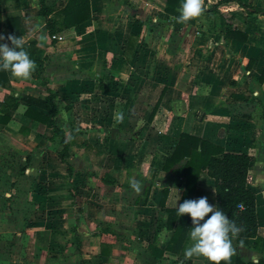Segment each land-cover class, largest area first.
<instances>
[{
  "label": "crops",
  "instance_id": "1",
  "mask_svg": "<svg viewBox=\"0 0 264 264\" xmlns=\"http://www.w3.org/2000/svg\"><path fill=\"white\" fill-rule=\"evenodd\" d=\"M66 2L45 0L53 13ZM167 2L89 0L90 19L57 31L54 35L62 38L58 41L51 38L46 26L52 16L39 15L38 0H0V35L4 37L0 43L10 45L7 19L17 17L22 28L19 36L25 45L35 44L30 57L36 61L29 79L13 77L8 70L0 72L4 79L0 84V236H5L0 243V264L58 261L51 257L47 263L42 252L66 246L58 243L60 233L37 227L35 221L47 211L51 218L60 212L71 224L67 233L73 235L79 214L72 204L81 197L75 192V174L86 173L96 183L100 176L93 171L100 174V160L105 157L100 154L94 158L91 151L96 147L90 146V139L107 129L92 128L85 117L94 116H88L90 111L85 114L84 107L92 108L91 92L110 94L108 82H122L125 74L141 77L128 86L134 91L130 98L123 96V88L115 91L126 98L120 101L121 107L129 109L127 113L118 108L124 118L115 120L116 125L110 128L118 145L113 152V185L97 182L98 187L111 188L113 194L96 197L100 208L113 198L119 204L122 213L114 230L116 238L101 232L85 236L84 231L82 243L67 244L70 257L66 264H210L202 256H185V248L191 244L189 235L179 254L165 251L159 257L157 252L165 249L173 232L165 226V211L176 208V188L179 205L185 187L184 178L163 170L181 133L251 158L247 188L255 195L257 238L250 239L248 246L235 245V253L244 262H252L254 254L259 260L264 258V81H259L264 70V14L248 13L240 5L243 2L264 10V0H201V14L188 20L169 14ZM182 2L169 3L177 6L180 14ZM36 24L41 27L34 31ZM130 28L135 31L127 35ZM41 35L47 39L41 41ZM153 57L162 59L158 68L152 66ZM156 70L164 76L158 83L149 78ZM100 81L104 89H100ZM156 90L159 94L155 99ZM49 94L54 97L50 105L58 112L57 127L66 135L75 131L79 139L68 150L65 162L58 157L59 138L53 137L52 129L26 114L32 110L34 115L47 116V108L19 100L12 111L10 102L6 106L4 100L13 96L41 101ZM70 123L79 129H71ZM126 142L131 146L122 145ZM132 178L140 182L139 192L131 187ZM196 188L213 194L214 180L203 172ZM128 203L132 205L129 215L123 213ZM100 208L84 211L82 219L91 223V216H99ZM135 223L141 230L135 229ZM47 235L51 239L45 243ZM15 247L20 254L14 252Z\"/></svg>",
  "mask_w": 264,
  "mask_h": 264
},
{
  "label": "trees",
  "instance_id": "2",
  "mask_svg": "<svg viewBox=\"0 0 264 264\" xmlns=\"http://www.w3.org/2000/svg\"><path fill=\"white\" fill-rule=\"evenodd\" d=\"M38 1L39 15L44 17L52 16L48 18L46 25L48 33L51 36L57 31L82 24L89 20L91 16L89 0H67L65 7L55 13L46 6L45 0ZM169 2L171 3V0L167 2L168 6H166V11L171 15L180 17V14L175 10L177 6H171ZM240 5L248 13L264 14V10L260 8L247 6L243 2H240ZM19 25V18L9 17L7 19V27L10 30V35H20L22 28ZM34 45L33 42L25 45L30 56L33 54L32 50L34 51ZM0 72H4V70L0 69ZM259 81H264V70L259 77ZM0 84H4L3 78H0ZM99 87L100 89H104L102 81L99 82ZM53 99L54 97L50 96V94L47 99L41 101L30 97L20 99L13 96L4 97L6 106L10 102L12 111L18 106L19 100L36 104L43 109L47 108L49 112L47 116L38 113L34 115L32 110L26 111V114L31 118L36 116L37 121L44 123L48 128L52 129L53 137L59 138L60 150L58 151V157L61 162H65L68 157V150L79 139L75 138V131L66 135L63 130L57 127L55 116L58 112L50 105ZM155 109L151 112L150 117H153ZM70 126H72L71 129L75 127L73 123H70ZM75 129L79 128L75 127ZM174 142L175 146L172 153L165 159L163 170L185 179V187L180 202L188 198L207 196L210 203L221 207L230 220H234L237 225L241 226L242 231L233 238V247L235 248L237 244L248 246L250 239L257 238L258 230L255 195L247 188V177L252 161L251 158L245 154L225 152L221 147L187 133H181ZM83 146L87 147V143H83ZM203 172L214 180L215 191L213 194L198 191L196 188L197 179ZM165 212L167 215L165 226L173 232L165 249L157 251L159 257L165 251L179 254L188 239L191 228V221L188 214L185 213L177 216L176 208L166 209ZM175 223H177L176 226H174ZM221 264H223V261ZM230 264H252V262L242 261L235 253L231 257ZM259 264H264V258L259 260Z\"/></svg>",
  "mask_w": 264,
  "mask_h": 264
},
{
  "label": "rangeland",
  "instance_id": "3",
  "mask_svg": "<svg viewBox=\"0 0 264 264\" xmlns=\"http://www.w3.org/2000/svg\"><path fill=\"white\" fill-rule=\"evenodd\" d=\"M132 30V31H131ZM127 35L130 34L131 32H134L135 29H129L127 30ZM123 46V45H122ZM153 61H152V66H155V68H158V66H161V62L158 61H162L161 58H156L153 57ZM120 61V60H119ZM121 62L124 64V61L121 60ZM151 63V62H150ZM159 64V65H158ZM128 70V69H127ZM141 77L140 74L138 75H134V74H125V76H123V81L120 82L119 80H112L108 82L109 85V89L111 90V93L107 94V95H102V96H97L98 91H94L91 92V94L93 95L94 98H92V108L90 109V107H88L87 105L84 107V112L85 114H87V111H90L88 116H94V119L92 118H87L85 117V119H88L91 123L90 126L92 128H96L95 126H101V128H106L107 130L104 131V133L99 137H95V138H91L90 142L92 145L90 146H95L96 149H93L92 155H95L94 158H96L98 155L100 154H105V157H103V159L100 160V163H102V171L99 173L95 172V175L100 176L99 181H97L98 183H103V185H107L109 187H111L113 185V180H114V171L111 169L112 166H114V162H115V157H114V150L115 147H118L117 143L115 142V137L116 134L114 132V129H110L112 128V126L114 127L116 125L114 116H115V112L117 111V109L119 108H123L124 111H126L128 113V109L129 107H127L125 109V107H121L120 105V101L124 100L126 98H130V96L132 95L133 92L130 91V87H128L129 85H132L134 82L137 81V78ZM142 77H146L145 75H142ZM151 80H153L154 82L158 83L159 81H163V74L162 73H158L157 70L154 72V74L150 75L149 77ZM124 83V84H123ZM123 88V96L125 97H121L118 94L115 93V91L122 89ZM90 92V91H89ZM141 92H138V94H140ZM159 94V90H156L154 92V98L156 99L158 97ZM87 96V95H86ZM87 98V97H86ZM101 98V99H99ZM85 104L88 102L89 105V101H84ZM96 113V114H95ZM76 126V125H75ZM141 131V130H140ZM140 131L136 134L141 135ZM130 134V133H129ZM129 134L127 136H129ZM126 140L130 139V137H125ZM120 145V144H119ZM123 146H131V144H129L128 142H126V144H122ZM121 146V145H120ZM140 146V144H139ZM94 151H96L95 153H93ZM106 152H108V155L106 156ZM94 160V159H93ZM94 162L96 163V161L94 160ZM93 170V169H92ZM95 179H97L96 177H94ZM91 179V180H90ZM93 178H89V176L85 173H77L75 174V179L74 182L76 184V194L81 195V197L79 198L78 201L74 202L72 205H74L76 207V213L78 216H76L75 221V227L72 229L73 235H69L67 232L70 231L71 229V224L69 223V221L67 219H64V216H62V214H60V212L58 213V217H53L51 218L50 216V212L47 211V213H42L37 220L35 221V223H37V227H43V229H51L53 228L55 232H59L60 236L58 237V243H64V245L66 246H62L59 250L57 251H52L50 252L48 251H43L42 252V259H47V263L49 262V260L51 259H56L58 261L53 262V264H66L67 260L69 259V252L67 249V244L71 243V242H75V243H82V237L81 234H83V232L85 231V236L87 233L89 234H94L97 232H101V233H108L111 236H113V240H115L116 235H115V228L118 226V224L120 223L118 221V219H120V214L122 213L120 211L119 208V204L115 202V199H109V201H106L102 206L103 208L99 207V202H97L96 197L99 195H112L113 194V190L111 188H101L98 187V183L92 181ZM79 191H77L78 189H80ZM83 196V197H82ZM89 196V197H88ZM88 199V200H86ZM44 203V202H43ZM124 212L123 213H128V215L130 214V208L132 205H130V203L126 204L124 207ZM92 209L97 211L99 208L101 210V213L99 216L97 217H93L91 216V223L89 222H85L82 219V215L84 214L83 212L88 210V209ZM44 209V207H43ZM126 209L127 212H126ZM45 210V209H44ZM126 215V217L128 216ZM125 215L123 214V217ZM129 220V219H128ZM29 221V220H28ZM87 221H90V218H87ZM53 222V223H52ZM33 221L32 222H28L27 223V230H30V228H32ZM128 225H130V221H128L127 223ZM154 226H158L157 222H153ZM135 229L136 230H141L140 226L138 224L135 223ZM71 230V231H72ZM57 232V233H58ZM69 235V236H66ZM109 235V236H110ZM89 237V236H88ZM110 239V237H108ZM51 239V238H50ZM49 237L48 235L45 236L44 238V242L48 243L49 242ZM5 240V236H0V243H3V241ZM13 242L17 243L18 241L12 239ZM21 242L24 240H20ZM8 242V241H7ZM22 245V244H21ZM3 247V246H2ZM17 248V247H15ZM17 254H20V250L19 248L16 249ZM51 254H56L54 256H51ZM24 256V255H23ZM75 260H78L77 257H75ZM46 264V263H45ZM75 264H78L75 263Z\"/></svg>",
  "mask_w": 264,
  "mask_h": 264
},
{
  "label": "clouds",
  "instance_id": "4",
  "mask_svg": "<svg viewBox=\"0 0 264 264\" xmlns=\"http://www.w3.org/2000/svg\"><path fill=\"white\" fill-rule=\"evenodd\" d=\"M179 11V19L182 20L198 17L202 12L201 0H183ZM40 27V24L33 25V30ZM2 39L4 37L0 35V40ZM7 39L11 42L10 45L0 43V69L10 71L13 77L31 78L36 69V61L30 57L26 50L25 40L21 36L14 35H9ZM46 39L45 35L40 36L41 41ZM123 118V112L117 110L115 120L119 122ZM130 183L136 192L141 190L140 182L135 178H132ZM176 191L177 216L186 213L191 221L189 232L191 244L185 248V256H202L211 264H221L222 261L223 264H230L231 257L236 251L233 247V238L242 231L241 226L237 225L234 220H230L221 207L210 203L207 196L184 199L177 206L179 190L176 188ZM251 261L252 264H259V256L254 254Z\"/></svg>",
  "mask_w": 264,
  "mask_h": 264
},
{
  "label": "built area",
  "instance_id": "5",
  "mask_svg": "<svg viewBox=\"0 0 264 264\" xmlns=\"http://www.w3.org/2000/svg\"><path fill=\"white\" fill-rule=\"evenodd\" d=\"M51 38L53 40H58V41L62 40V38L60 36H57V35H52Z\"/></svg>",
  "mask_w": 264,
  "mask_h": 264
}]
</instances>
